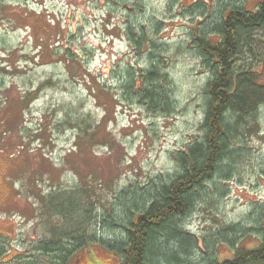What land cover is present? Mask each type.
<instances>
[{
	"label": "rangeland",
	"instance_id": "obj_1",
	"mask_svg": "<svg viewBox=\"0 0 264 264\" xmlns=\"http://www.w3.org/2000/svg\"><path fill=\"white\" fill-rule=\"evenodd\" d=\"M231 1L0 0V264H56L38 250L48 224L60 221L48 223L41 196L76 187L90 192L96 241L65 264H119L106 246H116L122 231L106 229L108 222L125 218L136 192L172 176L174 154L200 138L210 73L192 55L188 36L204 32L231 4L252 11L259 2ZM156 23L151 57L126 30L131 25L138 38ZM261 49L264 55V42ZM151 61L166 78L158 92L168 102L159 99L157 108L141 97L150 88L144 78ZM262 117L246 156L230 166L233 174L215 182L208 205L197 204L183 220L195 242L189 264H203L208 254L229 259L227 240L246 249L259 243L264 108Z\"/></svg>",
	"mask_w": 264,
	"mask_h": 264
},
{
	"label": "trees",
	"instance_id": "obj_2",
	"mask_svg": "<svg viewBox=\"0 0 264 264\" xmlns=\"http://www.w3.org/2000/svg\"><path fill=\"white\" fill-rule=\"evenodd\" d=\"M160 25H153L150 31L142 30L138 38L131 34L130 25L126 30L128 39L138 49H152L154 57L156 46L151 33H158ZM188 37L192 55L210 73L203 91L200 138L174 154L176 170L172 176L148 190L136 192L124 206L125 218L117 225L114 219L108 222L106 229L122 231L123 237L116 246H106L117 256L119 264H189L195 242L183 228V220L197 204H207L212 190L218 192L215 182L227 180L233 174L230 166L246 156L247 141L261 129L264 0H259L252 11L244 4H231L204 32L193 30ZM150 65L144 78L150 88L141 90V97L150 107L157 108L159 99L164 104L168 102L158 92L166 78L160 75L154 61ZM130 88L131 83L126 86ZM154 92L159 94L154 96ZM73 190L69 194L58 190L41 196V211L48 223L52 218L60 221L58 225L48 224L49 237L38 250L53 257L56 264H65L77 251L96 241L89 226L90 192L81 187ZM257 229L259 243L253 249L227 240L231 257L218 260L208 254L203 264H264V217ZM228 230L238 233L234 225L228 226Z\"/></svg>",
	"mask_w": 264,
	"mask_h": 264
}]
</instances>
